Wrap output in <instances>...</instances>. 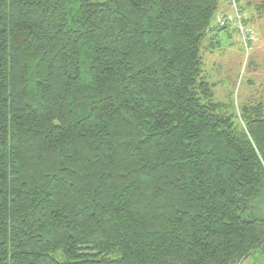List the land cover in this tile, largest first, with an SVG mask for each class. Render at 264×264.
Listing matches in <instances>:
<instances>
[{"label":"trees","instance_id":"obj_1","mask_svg":"<svg viewBox=\"0 0 264 264\" xmlns=\"http://www.w3.org/2000/svg\"><path fill=\"white\" fill-rule=\"evenodd\" d=\"M223 1L0 0V264L264 255V102L235 123L204 76Z\"/></svg>","mask_w":264,"mask_h":264},{"label":"rangeland","instance_id":"obj_2","mask_svg":"<svg viewBox=\"0 0 264 264\" xmlns=\"http://www.w3.org/2000/svg\"><path fill=\"white\" fill-rule=\"evenodd\" d=\"M238 1L244 7L245 23L253 36L248 45L237 25L232 24L216 36L217 46L203 49L204 76L212 85L215 100L234 116L235 123L242 122V104L264 102V15L258 16L248 0ZM225 4L232 9L231 0H226ZM256 215L264 216V212ZM241 264H264V255L253 253Z\"/></svg>","mask_w":264,"mask_h":264},{"label":"built area","instance_id":"obj_3","mask_svg":"<svg viewBox=\"0 0 264 264\" xmlns=\"http://www.w3.org/2000/svg\"><path fill=\"white\" fill-rule=\"evenodd\" d=\"M233 7L230 11L219 13L215 17V25L217 27H227L236 24L239 32H241L245 44L252 39L251 30L245 23L246 15L243 12L238 0H231Z\"/></svg>","mask_w":264,"mask_h":264},{"label":"crops","instance_id":"obj_4","mask_svg":"<svg viewBox=\"0 0 264 264\" xmlns=\"http://www.w3.org/2000/svg\"><path fill=\"white\" fill-rule=\"evenodd\" d=\"M225 1H226V0H225ZM225 1L222 2L218 14H219V13H225V12L230 11V7H229L228 5L225 4ZM228 27H229V26H228ZM225 29H226V28H223L222 31H224ZM227 29H228V28H227ZM222 31H220L218 34H221ZM218 34H217V35H218Z\"/></svg>","mask_w":264,"mask_h":264},{"label":"water","instance_id":"obj_5","mask_svg":"<svg viewBox=\"0 0 264 264\" xmlns=\"http://www.w3.org/2000/svg\"><path fill=\"white\" fill-rule=\"evenodd\" d=\"M223 28H225V27H223Z\"/></svg>","mask_w":264,"mask_h":264}]
</instances>
